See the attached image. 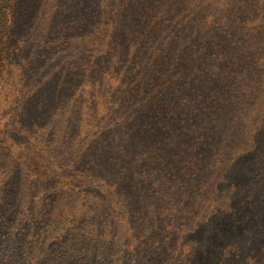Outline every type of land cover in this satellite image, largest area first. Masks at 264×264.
<instances>
[{"label":"trees","instance_id":"16d2710c","mask_svg":"<svg viewBox=\"0 0 264 264\" xmlns=\"http://www.w3.org/2000/svg\"><path fill=\"white\" fill-rule=\"evenodd\" d=\"M24 1L8 0L0 33L11 117L0 116V170L34 220L57 227L89 206L108 221L137 215L141 184L120 176L153 166L184 193L167 208L181 209L175 223L147 232L175 228L186 245L208 203L264 193L261 0H79L74 26L57 32L35 24L60 4ZM23 8L31 20L18 36Z\"/></svg>","mask_w":264,"mask_h":264},{"label":"rangeland","instance_id":"374dc122","mask_svg":"<svg viewBox=\"0 0 264 264\" xmlns=\"http://www.w3.org/2000/svg\"><path fill=\"white\" fill-rule=\"evenodd\" d=\"M78 1L55 0L60 6L52 12L46 11L47 16H39L35 26L47 27L50 32H57L63 26H74L78 18ZM246 1L255 6L257 0ZM29 2L26 0L24 4ZM261 3L260 9L264 10V0ZM8 6V0H0V33L6 23L4 13L8 14ZM29 17L27 8L18 11L13 24L18 36L22 31L21 36L29 31L23 29L28 26ZM252 26H264V11L260 16H252ZM1 88L3 86H0V116H3L1 123L4 125L11 119L10 101L7 92ZM27 137V134L23 136V143L32 146L33 140ZM141 155L142 158L147 156ZM231 159L233 161V157ZM234 160L241 164L245 162L242 155L235 156ZM190 175L179 177L190 185L189 180H193ZM169 177L168 172L153 166L137 175L132 174V177L120 176L122 180H138L141 184L131 191L136 194L132 210L137 215L127 214L121 221L111 217L108 221L99 218L89 206L86 213L68 221L61 219L57 227H52L50 221L34 220L33 215L20 208L22 204L17 197L10 196L9 174L0 170V264H61L68 256H73L77 264H264V193L251 197L244 192L229 205H224V200L208 203L210 211L205 206L196 212L200 214L197 219L200 228L195 231V236L186 235L185 240H189L186 245L179 242L181 234L175 228L162 234L151 231L153 235L150 236L147 227L151 224L175 223V218L182 215L179 208L167 211L173 207L170 201L175 199L174 194L184 193V190L176 189L177 184ZM79 222L81 226H78ZM144 231L147 232L145 235Z\"/></svg>","mask_w":264,"mask_h":264}]
</instances>
